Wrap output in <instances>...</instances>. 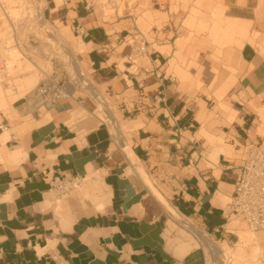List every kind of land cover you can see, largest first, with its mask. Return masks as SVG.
<instances>
[{"label": "crops", "instance_id": "0c3cea01", "mask_svg": "<svg viewBox=\"0 0 264 264\" xmlns=\"http://www.w3.org/2000/svg\"><path fill=\"white\" fill-rule=\"evenodd\" d=\"M173 3L100 0L89 12L66 0L67 6L75 4L68 7L67 17L81 39L77 46L82 42L87 48L78 56L79 65L98 73L100 86L134 117L127 120L134 127L124 138L139 161L131 163L122 149L110 150L108 126L81 115L77 106L84 100L76 97L78 91L70 100L44 108L45 121L41 109L34 119L17 118L28 100L16 101L0 121L7 125L0 137L9 133L0 144V264H208L200 248L181 255L176 232L169 245V219L150 188L131 171L138 167L182 216L215 238L234 234L226 229L230 221L223 203L233 196L241 162L222 153L214 162L204 157L205 147L223 135L239 152L251 142L248 122L255 114L246 112L240 101L232 122L211 117L206 94L193 93L180 80L171 63L178 62L176 41L184 16L172 9ZM234 8L227 9L226 18L245 20L231 13ZM135 32L147 39L149 54L130 62L135 48L128 41ZM238 54L237 85L224 91L222 99L235 92L239 99L264 101V54L248 43ZM203 130L210 137L202 136ZM19 151L21 160L11 163L10 156ZM90 166L96 181L88 185L104 186L109 196L105 211L97 212L91 201L83 207L78 196L70 198L69 211L58 209L65 184L85 179ZM219 193L222 204L215 203Z\"/></svg>", "mask_w": 264, "mask_h": 264}, {"label": "rangeland", "instance_id": "374dc122", "mask_svg": "<svg viewBox=\"0 0 264 264\" xmlns=\"http://www.w3.org/2000/svg\"><path fill=\"white\" fill-rule=\"evenodd\" d=\"M173 1L175 8L173 7L172 9L176 12H181L184 16L183 26L180 27L181 30L176 41L178 52L175 53V56L178 62H172L175 69L180 71V80L187 84L193 93L206 94L208 99L211 100L208 103V109L212 111L211 117L219 118L222 116L229 122H232L235 118L236 110L239 108L237 102L240 101L244 103L246 112L255 114L254 117L251 116L253 122H248V130L251 137V142L248 145L245 144V147H240V151L236 153V149L229 146L228 141H225L227 139L226 136L222 135L218 140L214 138V140L206 142L204 157L217 162V157L222 153L228 159L237 160L242 165L246 159L248 148L255 144L260 137L264 136V103H262L264 101L259 100V98L255 99V101L254 99L250 101L245 96H241L242 98L239 99L235 92L229 95V98L222 99L224 91L237 85L238 53L242 47L243 39L237 31H228L226 29L227 23L230 21L226 18V11L230 6L234 5L236 7L231 13L239 14V16L245 19L243 21L239 20V23L245 27L248 35L253 36V46L258 52L264 54V0ZM55 2L56 0H0V49L4 53L3 57L6 63L5 70L0 71V81L6 91L10 90V93L6 94L7 97L16 98L19 95L18 86L14 83L26 76L23 75L26 72V66H28L26 59L38 64L47 74L58 71H75L69 64L70 59L68 54L62 51V47L60 48V45L51 41L48 36L49 32L56 36H62V32L66 31L65 39L68 44L77 46V42L80 43L81 39L76 38L74 25L67 17L68 7H74L75 4L67 6L66 0H61L59 13L53 15L51 11L55 7ZM42 16L48 21V27L42 26V22H39V18ZM158 27L161 26L158 25ZM149 41H152L151 38ZM155 49L159 50L157 46H155ZM136 61L137 59L135 58L134 62ZM139 63L137 64L138 66L140 65ZM80 66L85 73V79L88 78L95 82L98 91L103 99L106 100L108 109L116 115L120 122H127L131 116L123 112L124 108L119 106L117 98H114V95L108 92L106 87L100 86L101 80L98 73L95 74L85 64L80 63ZM121 69H124L123 66H121ZM134 70L136 69L134 68ZM193 74H196V76L193 77ZM43 78L44 75L41 76L42 80ZM203 79H205L206 85ZM207 85L209 86L208 90L205 88ZM78 92L76 97L83 99L84 104L77 106V109L82 113L83 117L93 118L94 116L91 113L101 110L99 103L92 99L87 89ZM24 98L28 100V103L19 112H16L15 115L17 118L28 116L34 119V115L37 114L39 109H35L37 106L31 98ZM31 101L33 102L32 106L30 104ZM40 111V115L43 116L42 120H44L47 111L43 107ZM7 113L8 111L0 109L1 122L3 121L1 118L2 114ZM103 124L109 128L108 123ZM124 135L127 136V132ZM202 136L210 137L206 134L205 130L202 131ZM210 151L212 153L208 156ZM96 185L98 186V184ZM92 188L88 183H83L81 179L76 184L70 185L62 195L63 197L61 198L63 200L61 199V203L58 204V209L61 208L69 211L70 198L75 196L81 198L83 192L92 190ZM83 189L85 190L83 191ZM163 195L168 200L166 195ZM154 198L157 204L162 206L157 197ZM228 203H230V199H225L223 206L227 209V212L228 207L226 205ZM82 205L85 208L87 207L85 203H82ZM162 212L165 220H168L169 217L163 206ZM230 224L234 227V234H231V237H227L226 239L215 238L203 226L197 227L202 232L212 236L216 241L220 243L227 242L230 247H234L239 241L240 232L254 234L238 220L231 219ZM260 233L264 234V232ZM174 236L176 241L181 238L177 232ZM200 249L205 254L207 263L210 264L208 256L202 248ZM245 250L250 260L255 252H257L254 245L247 246ZM260 252L264 257L263 246ZM225 262V264H251L249 263L250 261L235 263L232 259ZM252 264L256 263L253 262Z\"/></svg>", "mask_w": 264, "mask_h": 264}, {"label": "bare ground", "instance_id": "6f19581e", "mask_svg": "<svg viewBox=\"0 0 264 264\" xmlns=\"http://www.w3.org/2000/svg\"><path fill=\"white\" fill-rule=\"evenodd\" d=\"M61 7V0H56L55 7L52 9L51 13L53 15L59 13V8ZM4 20V19H3ZM48 21L44 19L42 22V26L48 27ZM226 29L228 31H237L242 39V47L243 44H251L253 45V36L247 34L245 27H243L238 20L228 21ZM66 31L62 32V36H56L55 34H50L49 37L51 41L56 42V44L62 47V51L68 54L70 62L69 64L74 68L75 72L78 74L81 73L78 56L85 53L87 50L86 46L81 42L79 46H73L68 44L65 39ZM58 38V39H57ZM1 50V49H0ZM3 51H0V58H2ZM67 56V58H68ZM28 66H26V72L23 75H26L17 81H15V85L18 86L19 95L16 98H11V96L7 97L6 94L10 93V90H5L0 81V109L10 111L12 110L14 103L21 98L28 97L31 98V92H36L40 83L50 74L45 73L44 69L40 67L38 64L33 61H29L26 59ZM174 66V63H171V67ZM44 75L43 80L41 76ZM84 74H79L81 77ZM81 77L82 82H87V91L90 92V95L96 99L99 103V107L101 110H97L91 115H93L100 123H108L109 131L112 137L111 151H115L118 149H122V151L126 154L127 158L130 162L134 163L139 161L135 156L130 143L126 141L124 138V134L130 130V128L134 127L133 124H128L127 122H120L119 119L114 115L108 106H106V100L103 99L102 95L97 89V86L94 81ZM34 88V89H33ZM33 89V90H32ZM31 93V94H30ZM42 100V99H41ZM44 101V99L42 100ZM31 106L33 102L31 101ZM35 109H41L42 103L38 101ZM47 104V103H46ZM48 105V104H47ZM107 107V108H106ZM50 108V107H48ZM106 108V109H105ZM44 109V108H43ZM85 112H88L84 110ZM81 113V112H80ZM89 113V112H88ZM82 115V114H81ZM76 116V114H75ZM78 117V116H77ZM74 117V118H77ZM200 120H202V116H200ZM9 139V133L6 132L3 136L0 137V144L4 145L5 142ZM22 152L14 153L10 156V162L20 161L22 158ZM134 173H137L141 179L146 183V185L150 188V191L153 196L157 197L161 205L163 206L166 214L169 217L167 222L168 230L166 231V236L169 241V245L171 246L172 236L175 232L180 234V239L176 241L178 243V250L181 255H185L194 249L202 248L206 255L209 258L210 264H225L226 260L232 259L235 263L238 262H248L256 263V264H264L263 263V255L260 252L262 245L264 244V234L263 233H254L247 234L241 233L239 234V241L235 244L234 247H230L227 242L220 243L216 241L212 236L207 233L202 232L197 225L190 219L182 216L171 204L170 202L157 190V188L152 184L150 177L145 173L143 168L138 167L135 170H131ZM93 169L90 166L88 168V175L85 179L82 180L83 183L95 182L93 180ZM85 189H83L84 191ZM81 202L86 203V201H91L95 205V209L97 212H104L109 202V196L107 195L106 189L104 186H94L92 190H87L83 192L81 195ZM224 201V197L221 193L217 195L215 200L216 204H222ZM84 205V204H83ZM226 229L234 233L233 225L229 224L226 226ZM249 245H254L255 254L250 260L245 248ZM259 251V252H258ZM260 254V255H259Z\"/></svg>", "mask_w": 264, "mask_h": 264}, {"label": "built area", "instance_id": "2783aa9c", "mask_svg": "<svg viewBox=\"0 0 264 264\" xmlns=\"http://www.w3.org/2000/svg\"><path fill=\"white\" fill-rule=\"evenodd\" d=\"M75 1L83 4L89 12L93 11L100 2V0ZM44 19V16L40 17L39 22H43ZM76 33L83 34L80 26L77 27ZM128 42L135 48V55L129 57L130 62H134L138 56L149 54V44L143 34L138 32L131 34ZM5 66L6 63L2 56L0 71H4ZM81 77L84 76L81 75ZM81 77L75 71L51 73L40 83L37 91L32 92L31 100L34 103L41 101L43 108H51L60 101H68L76 91L87 89V82H82ZM6 129L7 127L0 123V130ZM76 182L78 181L72 180L70 183H66L65 189L62 190L63 193L67 187L76 184ZM227 213L229 221L231 219L238 220L251 232L264 231V136L248 148L246 159L240 167L234 184V193L228 204Z\"/></svg>", "mask_w": 264, "mask_h": 264}]
</instances>
